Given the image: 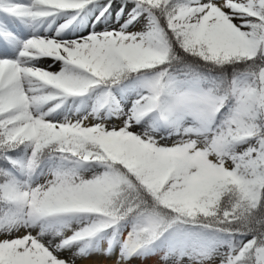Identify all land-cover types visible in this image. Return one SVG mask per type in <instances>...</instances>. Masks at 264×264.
Returning <instances> with one entry per match:
<instances>
[{"label": "snow or ice", "instance_id": "6c2138e0", "mask_svg": "<svg viewBox=\"0 0 264 264\" xmlns=\"http://www.w3.org/2000/svg\"><path fill=\"white\" fill-rule=\"evenodd\" d=\"M0 264H264V0H0Z\"/></svg>", "mask_w": 264, "mask_h": 264}]
</instances>
